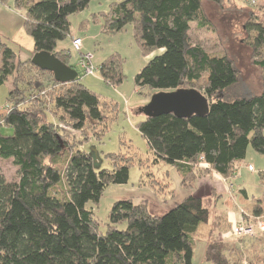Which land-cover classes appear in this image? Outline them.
<instances>
[{"label":"trees","instance_id":"16d2710c","mask_svg":"<svg viewBox=\"0 0 264 264\" xmlns=\"http://www.w3.org/2000/svg\"><path fill=\"white\" fill-rule=\"evenodd\" d=\"M91 1L15 0L17 6H26L24 26L34 39V53L49 51L70 65L71 52L58 44L72 36L70 17ZM203 1L119 0L104 14V27L119 32L132 24L146 55L163 49L136 74V86L159 91L195 88L209 100L204 116L164 114L138 123L156 161L176 166L183 179L205 170L202 162L232 178L250 145L264 154V91L251 96L232 91L240 80L232 59L192 42L193 22L210 25ZM208 1L221 5L224 0ZM250 29L258 57L264 48V22H252ZM122 60L113 54L101 63L108 83L124 81ZM256 63L264 67V59ZM22 69L24 79H18ZM35 71L41 73L37 79ZM10 76L8 103L0 105V157L13 160L18 179L0 173V264H192L195 234L210 218L200 195L191 193L162 215L149 211L147 199L117 200L102 232L87 204L98 203L110 184L126 183L131 160H114L112 169H97L92 153L69 145L59 128L42 118L45 108L33 106L48 100L46 106L59 111V120L66 116L74 129L84 132L89 123L109 124L106 109L114 105L86 87L79 75L60 82L31 59L22 60L0 37V86ZM3 127L13 133H3ZM262 210L258 200L254 214ZM204 255L210 264H236L222 241H210Z\"/></svg>","mask_w":264,"mask_h":264},{"label":"rangeland","instance_id":"374dc122","mask_svg":"<svg viewBox=\"0 0 264 264\" xmlns=\"http://www.w3.org/2000/svg\"><path fill=\"white\" fill-rule=\"evenodd\" d=\"M117 1L92 0L87 8L70 17L72 36L58 44L60 49L71 52L70 65L78 71L81 82L108 105H114V109H106L109 124L108 121L97 125L89 123L88 130L78 131L66 116L58 119L59 111L52 109L51 105L47 107L48 100L45 104L37 102L33 105L38 109L45 108L47 114H41L42 118H49L69 145L92 153L97 169H112L114 160H131L129 180L110 184L100 201L89 202L87 207L93 209L100 230L106 232L111 208L117 200L132 199L139 203L147 199L149 211L162 215L191 193L198 194L209 209L210 218L195 234L192 264H210L204 255L210 241H222L236 264H264V154L257 153L250 145L246 159L232 178L219 176L202 162L200 168L205 170L196 171L191 179H183L176 166L156 161L137 125L146 117L141 108L159 90L136 86L135 76L163 49L146 55L135 37L132 24L119 32L105 30L104 14ZM202 7L210 25L199 27L193 22L192 42L211 54H226L232 59L240 76L232 91L246 96L263 92L264 67L256 62L264 59V48L260 56H254L251 44L254 32L250 25L252 22H264V0H224L221 5L204 0ZM25 14V5L17 6L15 0L0 1L1 40L15 49L22 60L32 59L34 55V39L24 26ZM75 37L83 41L81 51L72 48V38ZM88 53L93 54V74H86L79 64V59ZM113 54H119L123 59L125 77L120 85L108 83L100 72L101 63ZM23 72L22 69L18 79H24ZM35 72L34 79H37L41 73ZM12 83L10 76L0 86L2 108L8 103ZM2 132L12 134L13 129L3 127ZM250 165L254 170H250ZM208 169L209 173H206ZM0 173L8 180L18 179V167L12 159L0 157ZM258 200H261L263 210L256 216L253 209ZM119 227L124 229L126 223Z\"/></svg>","mask_w":264,"mask_h":264},{"label":"water","instance_id":"95a60500","mask_svg":"<svg viewBox=\"0 0 264 264\" xmlns=\"http://www.w3.org/2000/svg\"><path fill=\"white\" fill-rule=\"evenodd\" d=\"M31 61L39 68L53 72L56 80L60 82L74 81L79 75L76 69L49 51L35 52ZM209 109V100L203 93L195 88H178L155 93L141 111L147 117L174 114L189 118L193 115L204 116Z\"/></svg>","mask_w":264,"mask_h":264},{"label":"built area","instance_id":"2783aa9c","mask_svg":"<svg viewBox=\"0 0 264 264\" xmlns=\"http://www.w3.org/2000/svg\"><path fill=\"white\" fill-rule=\"evenodd\" d=\"M73 48L76 51H81L82 49V44L83 41L82 39L79 37H75L73 38ZM93 58V54L89 53L87 55L84 56V58L79 59V64L84 68L86 74H93L94 73V68L91 65V59ZM250 169H253L252 166H250ZM237 231H240V228H237Z\"/></svg>","mask_w":264,"mask_h":264},{"label":"crops","instance_id":"0c3cea01","mask_svg":"<svg viewBox=\"0 0 264 264\" xmlns=\"http://www.w3.org/2000/svg\"><path fill=\"white\" fill-rule=\"evenodd\" d=\"M82 50V49H81ZM34 52V51H33ZM89 54V53H88ZM92 54V53H91ZM251 166V165H250ZM220 176V175H219ZM222 177V176H221ZM248 195V194H247Z\"/></svg>","mask_w":264,"mask_h":264}]
</instances>
